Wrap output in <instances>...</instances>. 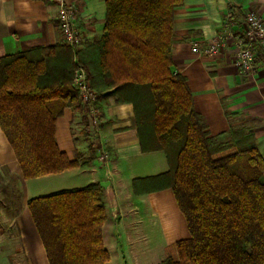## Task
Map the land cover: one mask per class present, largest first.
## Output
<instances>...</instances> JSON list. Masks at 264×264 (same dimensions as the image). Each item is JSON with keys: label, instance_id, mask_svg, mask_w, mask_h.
Returning <instances> with one entry per match:
<instances>
[{"label": "trees", "instance_id": "1", "mask_svg": "<svg viewBox=\"0 0 264 264\" xmlns=\"http://www.w3.org/2000/svg\"><path fill=\"white\" fill-rule=\"evenodd\" d=\"M182 1L104 0L96 72L109 88L139 91L133 105L141 149L167 158L168 188L189 237L159 264H264V161L254 137L231 130L234 152L215 151L185 79L170 69L173 10ZM68 52L60 42L0 57V129L24 180L78 166L59 150L55 121L65 108L80 107L87 122L72 73L81 65L94 89L93 70L81 48L74 61ZM27 209L48 264L108 262L98 184L31 198Z\"/></svg>", "mask_w": 264, "mask_h": 264}, {"label": "crops", "instance_id": "2", "mask_svg": "<svg viewBox=\"0 0 264 264\" xmlns=\"http://www.w3.org/2000/svg\"><path fill=\"white\" fill-rule=\"evenodd\" d=\"M65 1L78 10L75 25L85 39L81 59L93 70L101 113L99 138L108 157L99 160L90 146L83 110L65 108L55 121V142L78 166L24 180L0 129V264H48L27 201L51 189L89 184L102 189L106 264H137L136 247L155 234L164 253L159 264L175 242L189 237L185 218L168 188L167 158L163 151L141 149L133 105L139 91L109 88L96 72L94 45L105 23L104 0ZM58 6L56 0H0V57L59 44ZM248 12L264 17V0H183L173 10L170 69L185 79L207 137L225 139L231 130L244 129L253 135L264 161V47L256 48L253 72L242 74L233 65L234 37L242 33ZM226 23L233 36L225 39L219 54L205 56L191 50L193 42L206 45L222 34ZM67 55L74 61L70 48ZM32 180L45 181L29 185ZM17 184L25 192L22 201Z\"/></svg>", "mask_w": 264, "mask_h": 264}, {"label": "built area", "instance_id": "3", "mask_svg": "<svg viewBox=\"0 0 264 264\" xmlns=\"http://www.w3.org/2000/svg\"><path fill=\"white\" fill-rule=\"evenodd\" d=\"M56 1L59 5L57 24L60 41L71 49L75 59L76 52L84 45L85 41L82 33L75 25L79 17L78 10L74 3H69L65 0ZM228 26L229 24L226 23L222 34L216 36L206 45H199L193 42L191 50L194 53L205 56L219 54L224 46L225 39L233 36ZM234 42L236 46L235 57L233 59L234 67L242 74L253 72L255 68L256 48L264 47V17L254 12L246 13L242 33L234 37ZM72 87L78 92L79 101L86 109V138L90 146L95 150L98 159L105 161L108 153L99 138L101 113L98 107V95L87 79L85 69L79 64H76L72 73Z\"/></svg>", "mask_w": 264, "mask_h": 264}, {"label": "rangeland", "instance_id": "4", "mask_svg": "<svg viewBox=\"0 0 264 264\" xmlns=\"http://www.w3.org/2000/svg\"><path fill=\"white\" fill-rule=\"evenodd\" d=\"M234 131L244 132L245 130L241 128H236L234 129ZM229 138L230 136L225 139L223 138L216 139L215 141L216 145L214 146V150L218 151L219 154L234 152V148H232V146L231 147L229 146L231 144L229 141ZM44 181L45 180H32V181H29L28 184L32 185V184H36L38 182H44ZM17 187H18L17 191L19 193V200L21 198V201H22L23 197L25 196V192L23 188L19 187L18 184H17ZM53 190H56V189H51L48 191V193H45V194H50L52 192H55ZM136 248L138 250V258L136 262H138L139 264H156L159 258H161V256H163L164 254L162 251V248L160 247L159 236L156 234L145 237V240L142 241Z\"/></svg>", "mask_w": 264, "mask_h": 264}]
</instances>
